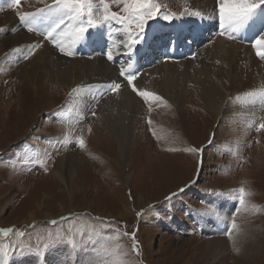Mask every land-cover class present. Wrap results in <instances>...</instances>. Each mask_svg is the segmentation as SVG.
Instances as JSON below:
<instances>
[{"label":"rangeland","instance_id":"1","mask_svg":"<svg viewBox=\"0 0 264 264\" xmlns=\"http://www.w3.org/2000/svg\"><path fill=\"white\" fill-rule=\"evenodd\" d=\"M182 1L108 0V13L132 17L123 25L118 21L102 23L105 9L100 0L84 2L81 19L99 24L84 36L91 39L96 53L101 52L100 40L107 51L105 35L108 40L115 37L123 44L129 42L125 29L135 33L136 21L143 14L133 9L147 4L153 9L158 7L161 13L148 22L142 41L136 45L141 47V76L133 81L137 90H150L155 95L136 94L124 81L116 104L110 105L112 113L119 114L118 100L122 96L138 104L130 119L132 131L123 162L115 138L110 130L103 132L98 122V110L107 98L89 108L82 100L74 99L71 92L61 91L59 80L55 82L58 87L52 88L53 82H47L53 80L48 71L52 64L44 62L37 69L43 95L34 103L31 97L20 94L34 52L26 42L8 48L6 38L15 37L22 29L32 31L33 26L25 23L22 29L14 30L13 17L21 22L25 13L55 6L54 0H20L15 6L13 0H0V264H264V133L257 135L261 130L259 124L255 125L259 120L256 118L263 116V121L264 114L254 117V110L247 108L239 121L215 117L203 97L190 90L176 108L159 89L162 77L157 72L150 78L143 75L153 70V63L175 40L181 46L189 39L187 44L193 50L212 42L219 21L207 26L197 17L186 15ZM260 12L264 15V5L249 19L262 18ZM165 15L172 18L166 20ZM179 19L182 24L177 22ZM65 20L74 25L76 33L87 26L69 23L68 17ZM252 24L240 29L243 32L237 41L245 43ZM175 28L180 31L174 33ZM258 28L264 29V21ZM41 42V51L53 57L55 69H59L66 53L45 34ZM123 49L120 57L134 58L132 50ZM12 50L18 51L15 57L11 56ZM210 55L200 57V68L215 64V56ZM178 56L174 53L172 61L185 59V55L180 59ZM104 69L99 63L85 66L83 72L105 78ZM184 73L174 74L179 91L187 76ZM227 88L229 96L236 92L231 84ZM235 102L239 100L231 99L228 105ZM67 105H71L69 110ZM260 107L262 113L264 104ZM20 118L28 126L25 131L17 127ZM10 123L11 141L5 135ZM117 152L121 164L113 159ZM62 153L74 159L71 165L76 169L74 179L65 173L67 183L52 172ZM253 156L261 160L258 167ZM240 188L245 190L243 203L238 199ZM173 193L178 194L166 199ZM127 208L128 214L124 213ZM30 212L36 214L35 220L28 221ZM245 225L252 226L253 231L249 248L239 254L230 238L241 237ZM214 239H229L221 248L222 256L211 250L210 241Z\"/></svg>","mask_w":264,"mask_h":264},{"label":"bare ground","instance_id":"2","mask_svg":"<svg viewBox=\"0 0 264 264\" xmlns=\"http://www.w3.org/2000/svg\"><path fill=\"white\" fill-rule=\"evenodd\" d=\"M182 2H183L182 10L184 11V13H186V15H189L190 17H197L199 21L206 22L207 26H211L212 22L215 20L219 21L218 5L216 3V0H183ZM55 7L57 6L55 5L52 6L51 8L44 9L43 12H38V11L30 12L27 21L21 20V22H19L17 21L18 19H16V17H13L14 21L11 25L12 26L11 28H14V30L19 28L22 29L23 25L26 24H31L33 26L32 31H26L22 29L21 31L19 30L20 32L15 37L11 36L6 38V45L8 48H12L13 46H16L22 42H26L28 44V47L32 49L34 52V55L28 61L31 64V67L29 70L27 71L25 70L27 72L26 73L27 81L24 82L21 88L19 87V90L21 92L20 94L22 95V97H27V98L31 97V99L34 100V103H36L37 100L43 95L44 89L42 88V85L38 83L39 76L37 69L39 68V65L44 62V63L52 64L51 68H49L48 71H50V74L53 75V80L47 81V82H53L50 83L53 86L52 88L58 87L57 86L58 84L55 82L59 80L60 87L62 88L61 91H63L64 93L71 92V95L73 96L74 99L82 100L86 106H89V108L95 106L100 99L107 98L106 103H104V105L100 107V110H98L100 111L101 114L100 118L98 119L99 120L98 122L101 123L100 126L103 132H105L104 130H107L106 132L110 130L111 134L115 138L114 141L117 143V146L120 149L121 159H123L122 161L124 162L125 157L123 158V152L127 147V144L131 137L130 133L132 130L129 125L132 115L136 112L138 108V104L136 102L137 100L134 101L132 98L124 99L123 98L124 96H122L121 100H118L121 103L119 105L120 108L117 106L119 108V114L118 111L112 113L110 105L116 104L114 103V100H116V97L118 95H121L120 94L121 91H119L118 89L117 91L113 92L110 88L105 86L109 84H112L114 86V83H120L122 85L124 81H127L126 76L120 75L122 69L125 71L126 75H136L137 79H139L141 75L139 73L138 61L140 56L139 50L141 49V47L132 49L131 53L135 55L134 58L131 57L128 60H124V58L120 57V55L123 53V51H125L123 48L126 47V44L128 42L123 44L122 42L117 41L115 37H110V40H108L109 36L107 37V35H105L106 37L105 41L106 43H108L106 49L107 51H111L114 56L113 61H109L107 59L106 56L107 51H105L104 49L102 40H100L101 52L98 53L93 52L90 42L91 39L87 37H84L78 43L74 42L76 41L77 33L76 31H74V25L68 24L66 20L64 21L63 24H60L59 27H56L55 31H52L55 25L59 23V18H60V14L55 11ZM260 13H262L261 15H263V12ZM187 20L190 21L192 20V18H187ZM263 21H264V15L262 18L252 17L251 20L248 18L243 22L240 29L245 28L246 25L250 23H253L249 27V29L251 30L247 31V29H245L247 31L246 34L247 37L244 39L246 44L241 43L236 39L241 35L243 31H241L240 29H237L235 31L231 29L223 30L220 28L219 22L217 23V28H215L216 30L214 31L213 29L214 32H213L212 42L208 44L205 48L198 49V47H196V49L194 48L193 50V48L192 47L190 48L189 44H187L188 41L190 42L189 39L187 40V42H184L181 46L179 45L178 40H175L171 48H166L162 51V54L160 55L161 58L159 57L160 59L157 60V63L156 61L153 63V67L151 68L153 70L150 72L149 71L144 72L143 75L146 78H150L155 72H157L159 76L162 77L163 79L162 82L163 84L162 85L159 84L160 91L165 95H167V97H169L170 102L176 108L182 105L184 94L190 90L197 92L203 97V100L205 101L207 107L211 111L212 116L224 117L239 121L244 117L242 112L247 108L254 110L255 113L253 115L254 117L261 114L263 115L264 110L261 113L260 111L262 107L260 106L264 104V59H261L257 55V51H264V45L254 46L253 44V41L258 36L264 34V29L262 31H259L258 28V24L260 23V25H262ZM177 22L182 24L180 19L177 20ZM178 27H181V25H179ZM50 31H52L51 37H49L48 35ZM175 31L178 32L180 30H178V28H175L174 33ZM42 34H45L47 39H53L55 42H57V44H59L63 48L64 50L63 52L74 53L72 56L65 55L66 61H64V63L61 66H59V69H55L54 63L56 60L53 57L49 56L48 54H44L43 53L44 50L41 51L40 44L42 43L41 42ZM85 40H87V43ZM184 49L185 51H180ZM17 52L16 51L13 52L12 50L13 55L11 56L15 57L14 55ZM174 53L176 55H179L178 56L179 59L182 55H185L184 56L185 59H182L177 62L172 61ZM204 54H209V56H211L210 54H212L215 56L216 61H214L215 64H213V66L211 65V67L209 68L206 67L200 68L201 65H199V60L200 57ZM6 56L7 55H5V57ZM99 63L104 64L106 68V70L105 69L104 70L107 73V77L105 78L90 77L89 75L91 74L87 75L86 73L83 72V68L85 66L87 67L88 65L90 66L97 65ZM150 63L151 62L147 64L149 65ZM179 72H186L184 74H187L185 78L183 77L184 74L182 75L183 82H181L180 84V91L179 88L178 90L176 89V84L173 81L174 74H178ZM45 74H48V72H45ZM230 84L232 87L236 88L235 89L236 92L232 96H229L227 94V89H228L227 87ZM134 93L136 92L134 91ZM91 97L94 98L91 99ZM167 97L165 99H167ZM231 99L232 100L237 99L239 100V102L238 103L235 102L236 103L235 105H228V102ZM70 107L71 105L66 106L68 110L70 109ZM116 115L118 116L116 117ZM262 117L263 116H261V118L260 117L256 118V120L258 118L259 120L256 121L255 125L259 124L257 126L261 130V131L258 130L260 132H258L257 135H259L260 133L262 134L264 133V127H260L261 124H264V119L262 121ZM17 127L20 130L25 131L24 130L25 127L28 126L26 123H23L22 119L20 118L19 122H17ZM7 128L9 129L6 131L7 133L5 135L6 137L9 138L7 139L10 140L12 135V133H10L12 130L11 123ZM7 139L5 138L6 141ZM62 154L63 155L60 156L61 158L59 163H57L55 169L52 172L53 174L58 176L61 180H63L64 183H67L65 179V173H68L69 177L74 179V177L76 176L75 173L76 169L73 170L72 166L74 164L71 165L72 160L74 159L69 158L67 154L64 153ZM119 154L117 152V157H113V159L117 162V164L122 163ZM261 157H263V155ZM253 160L257 161L256 162L257 167L262 164V163L258 164L261 161L258 157H254ZM84 162L85 161H82V163ZM38 206L42 208L41 204H38ZM124 213L128 214V208L127 210L125 209ZM28 216H29L28 221H32L36 219V214L33 212H30ZM252 231H253L252 226L245 225V230L243 234L240 235L241 237L235 240L234 238L236 236L232 237L230 235L231 242L235 245L236 249H238L237 253L240 254L247 250L246 247L249 246V240ZM228 240L226 239L211 240L210 241L211 250H213L214 253L216 251H219L220 255L223 254L221 248L224 249L226 247V245L228 244L227 242ZM219 254L218 256H220Z\"/></svg>","mask_w":264,"mask_h":264},{"label":"snow or ice","instance_id":"3","mask_svg":"<svg viewBox=\"0 0 264 264\" xmlns=\"http://www.w3.org/2000/svg\"><path fill=\"white\" fill-rule=\"evenodd\" d=\"M84 2L85 0H54L55 11L60 14L59 23L55 25V27L52 29V31H55L56 27H59L60 24L64 23V17H68L69 23H80V24H86V27H80L77 29V37H76V43L80 42L86 32L89 28L96 27L99 24H93L91 20L84 21L81 19V17L84 15ZM101 4L103 5L105 9V15L103 17L102 23H110L112 21H118L120 24H124L126 20L132 19V17L124 18L119 17L117 13L112 12L108 13L107 9L109 7L108 0H100ZM216 3L218 5V19H219V26L223 30H237L240 29L243 22L247 20L258 8H260L262 5H264V0H216ZM20 0H13V5H19ZM44 9H39L38 12H43ZM134 12L137 13H143L142 15H139L137 21H136V27L137 31L135 33L132 32L131 29H125L126 34L130 37L129 42L126 44V48L132 50L136 48V45L140 43L143 39L144 30L146 28V25L148 22L158 16H160V9L158 7L152 8L147 4H142L140 8L133 9ZM90 14V12H89ZM28 13H25L21 19L27 21L29 18ZM34 15V14H32ZM164 19L168 20L171 19V16L165 15L163 16ZM52 31L48 33L49 37L52 36ZM223 34V32H222ZM231 38V37H230ZM254 46H262L264 45V34H261L253 41ZM63 48H61V52H63ZM73 52H67L66 55L72 56ZM257 55L264 59V51H257ZM107 59L109 61H113L114 56L111 51L106 52ZM121 76H126L127 82L129 85H132L134 91H138V94L143 97H151L155 94L149 91H139L135 88V85L133 84V81L137 79L136 75H126L125 71L122 69L120 72ZM105 87L110 88L113 92L117 91L121 88L120 83H114V86L112 84L106 85ZM159 99V97H157ZM95 115V113H93ZM260 127H264V124H261ZM80 145L83 146V140L79 141ZM179 191H183V189H180ZM244 188H240V196L238 197L239 202L243 203V193ZM178 193H173L169 197H166V199H171V196L177 195ZM61 219H65L64 217H61ZM53 224L56 223V221H52ZM233 226L235 224L233 223ZM2 231H12L11 229H4ZM22 235V233H21ZM133 235V247H136V243L134 240V234ZM229 235L231 233L229 232ZM238 250V249H237Z\"/></svg>","mask_w":264,"mask_h":264}]
</instances>
